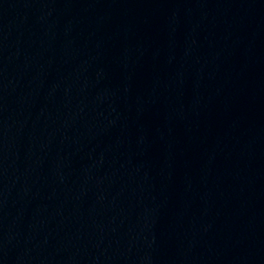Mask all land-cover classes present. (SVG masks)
<instances>
[{
    "label": "water",
    "instance_id": "obj_1",
    "mask_svg": "<svg viewBox=\"0 0 264 264\" xmlns=\"http://www.w3.org/2000/svg\"><path fill=\"white\" fill-rule=\"evenodd\" d=\"M0 264H264V0H0Z\"/></svg>",
    "mask_w": 264,
    "mask_h": 264
}]
</instances>
